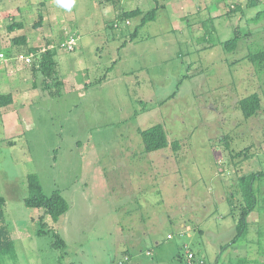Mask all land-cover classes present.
I'll list each match as a JSON object with an SVG mask.
<instances>
[{"label":"rangeland","instance_id":"obj_1","mask_svg":"<svg viewBox=\"0 0 264 264\" xmlns=\"http://www.w3.org/2000/svg\"><path fill=\"white\" fill-rule=\"evenodd\" d=\"M87 7L79 54L58 49V78L45 86L40 74L45 88L21 120L0 119V197L15 246L0 264H264V176L248 228L230 245L239 178L264 174V72L248 59L264 50V16L201 13L184 31L160 21L137 37L133 20L118 38V24L102 32L98 8ZM254 93L261 109L246 119L239 102ZM159 124L180 150L145 151L141 131ZM30 174L47 197L68 201L58 222L25 205Z\"/></svg>","mask_w":264,"mask_h":264},{"label":"crops","instance_id":"obj_2","mask_svg":"<svg viewBox=\"0 0 264 264\" xmlns=\"http://www.w3.org/2000/svg\"><path fill=\"white\" fill-rule=\"evenodd\" d=\"M90 1L0 0V44L9 45L13 50L10 53L0 51V54H4L8 58V61L0 59V75H2V78H0V95H11L12 97L10 105L0 108V119L4 120L5 126L10 120L14 119L17 121L18 119L20 121L23 113L18 115V111L24 112L28 110L30 104L35 101L39 87L45 88L46 80H42L44 87L39 85L38 80L41 74L39 62L45 48V50L55 53L54 60L57 70L60 68L61 62L57 60L58 49L61 50L62 54L69 55V52L61 49L60 44L66 43L70 39H75L76 46L73 52L76 53V56L79 54L76 52L82 37L79 29L90 23V19H92L88 14V9H86L90 4L99 10L102 32H104L103 30L106 27L115 23L118 24L113 30L118 38L123 35V32L120 33V27H118L120 24L117 19L118 16L123 12L135 10H139L142 13L133 19L124 21L125 25L131 26L134 20L138 21L137 27L144 28L146 25H155L163 21L166 24L164 26L172 31H184L190 28V23L189 25L186 24V20L190 16H196L201 13L207 14L212 19L218 16L233 15L234 13L244 14V11L248 9L250 10L247 11L249 21L256 23L260 21L255 19L257 17H254L255 13L259 11L257 15L264 16V10H258L264 7L263 0H252L251 5H249V0H137V3L133 2L135 0H98L95 3H90ZM157 6L156 17L146 23V25L141 26L143 16L149 12L147 9H155ZM2 23L7 26H4L7 28L5 34L2 33ZM91 23L93 24V22ZM10 25L16 26L13 31L8 30ZM200 25L199 21L192 26H195L194 29L200 31L201 28H197ZM92 34L93 32H90L89 37L93 38ZM133 35L137 37L138 30ZM134 36H132L130 45L137 44L134 41ZM22 37L25 38V41L22 40ZM16 38H18L17 41H14ZM80 45L84 46L82 41ZM126 46L125 41L120 49L125 50ZM22 55L24 57L33 55V63L26 64L20 57ZM14 57L19 58L14 60ZM79 62L80 64L84 63L80 56ZM2 65L5 67L4 69H2ZM29 85L31 88L28 87ZM17 128L16 126L15 134H17Z\"/></svg>","mask_w":264,"mask_h":264},{"label":"trees","instance_id":"obj_3","mask_svg":"<svg viewBox=\"0 0 264 264\" xmlns=\"http://www.w3.org/2000/svg\"><path fill=\"white\" fill-rule=\"evenodd\" d=\"M252 0H249V5H251ZM158 8H155L147 13L142 18L141 26L146 25L156 17ZM142 13L139 10L131 12H123L118 16V22H124L129 19H133L138 14ZM262 13V12H260ZM260 15H257L256 20L260 19ZM39 25V24H36ZM16 26H9L8 30L13 31ZM139 30V27H137ZM137 30L135 33H137ZM134 33V34H135ZM18 38L14 39L17 41ZM25 41V38L22 37ZM1 41V35H0ZM20 41V40H19ZM238 41V37L231 41L223 43L224 47L227 48L230 44H234ZM24 43V42H23ZM235 48V47H233ZM55 53L46 50L40 58L39 71L43 75L44 80H50L58 77V70L56 69V63L54 60ZM250 62L263 70L264 72V50L251 54L248 56ZM60 81H58L59 83ZM12 103L11 95H0V108L6 107ZM241 110L246 119L254 117L258 111L261 109V96L257 93L251 94L242 98L239 102ZM141 137L143 140L145 151L148 154H154L162 150L171 147L173 151L180 150L181 144L178 141L170 142L167 133L162 125H155L147 130L141 131ZM264 174H252L247 176H242L239 178V198L241 203L238 207L237 212L232 211V214L237 213L236 217V236L232 240L231 244H234L241 238L248 228V218L256 210L258 199L254 190V183L258 177H262ZM28 192L29 195L25 199L24 203L28 208L41 209L44 211V216H49L53 222H58L61 216L66 214L70 208L68 201L61 195L59 191L54 192L51 197H47L44 193V189L41 180L38 175L30 174L27 177ZM5 199L0 197V263L1 259L8 256L15 251L14 242L12 237L5 226L4 222V209H5ZM236 210V208H235ZM41 232L40 234H43ZM56 238V245L58 247H65L64 240L58 235L54 234ZM251 261L247 258H241L236 264H249Z\"/></svg>","mask_w":264,"mask_h":264},{"label":"built area","instance_id":"obj_4","mask_svg":"<svg viewBox=\"0 0 264 264\" xmlns=\"http://www.w3.org/2000/svg\"><path fill=\"white\" fill-rule=\"evenodd\" d=\"M75 46H76V40L75 39H70L66 43L60 44L61 49L65 50L67 52H72L75 49ZM20 57H21L22 60L25 61L26 64H32L33 63V60H34V56L33 55H28L27 57H24L22 55ZM18 58L14 57L13 59L17 60ZM0 59L8 61V58L4 54H0ZM192 257L193 256L191 254H189V256H188L189 260H191Z\"/></svg>","mask_w":264,"mask_h":264}]
</instances>
